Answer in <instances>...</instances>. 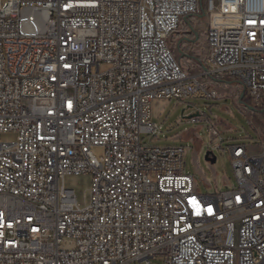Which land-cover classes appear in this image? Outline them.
I'll return each instance as SVG.
<instances>
[{"label":"built area","instance_id":"built-area-1","mask_svg":"<svg viewBox=\"0 0 264 264\" xmlns=\"http://www.w3.org/2000/svg\"><path fill=\"white\" fill-rule=\"evenodd\" d=\"M201 13L206 78L264 107V0H0V264H264V149L200 195L184 147L142 143L155 100L216 97L169 43Z\"/></svg>","mask_w":264,"mask_h":264},{"label":"rangeland","instance_id":"rangeland-1","mask_svg":"<svg viewBox=\"0 0 264 264\" xmlns=\"http://www.w3.org/2000/svg\"><path fill=\"white\" fill-rule=\"evenodd\" d=\"M207 17L203 13L187 17L171 36L170 46L182 67L200 77L214 98L157 99L152 104V119L161 130L157 136L143 134L142 143L156 147H184L185 171L194 177L200 195H218L226 191V184H236L229 148L247 145L251 152L264 147V107H255L239 83L217 82L206 78ZM199 119L193 121V118ZM212 128L219 134L214 137ZM3 141L16 139L13 132L1 135ZM209 151L217 157L215 163L206 160ZM96 156L102 148H93ZM92 177L87 174L69 175L65 186L75 191L78 203L84 208L90 202ZM130 264H146L136 261ZM150 264H164L161 258Z\"/></svg>","mask_w":264,"mask_h":264},{"label":"water","instance_id":"water-1","mask_svg":"<svg viewBox=\"0 0 264 264\" xmlns=\"http://www.w3.org/2000/svg\"><path fill=\"white\" fill-rule=\"evenodd\" d=\"M206 160L210 161L211 163H215L217 161L216 155L213 153V151H209L206 154Z\"/></svg>","mask_w":264,"mask_h":264},{"label":"crops","instance_id":"crops-1","mask_svg":"<svg viewBox=\"0 0 264 264\" xmlns=\"http://www.w3.org/2000/svg\"><path fill=\"white\" fill-rule=\"evenodd\" d=\"M206 36V35H205ZM207 50H208V46H207ZM209 51V50H208ZM207 55H208V53H207ZM262 149H264V147L262 148Z\"/></svg>","mask_w":264,"mask_h":264}]
</instances>
